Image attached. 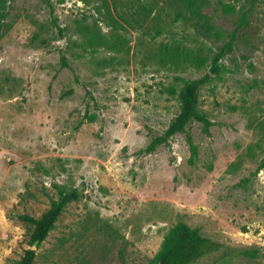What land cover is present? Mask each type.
I'll use <instances>...</instances> for the list:
<instances>
[{
	"label": "rangeland",
	"instance_id": "374dc122",
	"mask_svg": "<svg viewBox=\"0 0 264 264\" xmlns=\"http://www.w3.org/2000/svg\"><path fill=\"white\" fill-rule=\"evenodd\" d=\"M202 15L175 0H7L0 264L34 247L18 215L41 217L57 186L82 197L36 264H151L180 221L220 245L196 264H264V0H208ZM162 45L207 65H163ZM207 74L209 124L147 151L180 112L179 79Z\"/></svg>",
	"mask_w": 264,
	"mask_h": 264
},
{
	"label": "trees",
	"instance_id": "16d2710c",
	"mask_svg": "<svg viewBox=\"0 0 264 264\" xmlns=\"http://www.w3.org/2000/svg\"><path fill=\"white\" fill-rule=\"evenodd\" d=\"M182 3L191 13L193 18L202 19V11L208 0H175ZM7 0H0V14L5 10ZM143 12L149 14L148 8L144 7ZM4 26L0 22V40L2 39ZM212 31L211 26H207ZM97 39L94 43L97 44ZM231 46H228V50ZM226 54V49L213 57L211 72L219 74L221 71L220 61ZM160 63L170 66H189L202 68L207 65V58L203 57L198 51L184 49L178 45H162L158 51ZM63 66L67 67L66 59H62ZM181 88L174 91L180 104V112L172 121L164 135L152 142L147 151H155L163 144L169 142L179 134H186L188 127L199 122L209 124L207 114L201 110L200 93L202 88L211 83L212 75L207 74L201 79L186 80L179 79ZM188 140L193 149V156L198 155V150L190 136ZM58 199L53 200L50 208L39 218L27 214L18 215V219L29 228L31 246L40 247L49 237L50 233L56 228L60 218L65 213L68 206L73 202L81 200L82 195L77 190H67L65 187L57 186ZM220 245L213 239L204 236L200 228H194L187 223L178 222L164 238L159 252L152 259L151 264H196L201 258L216 251ZM37 253L32 249L25 251V254L15 264H36Z\"/></svg>",
	"mask_w": 264,
	"mask_h": 264
},
{
	"label": "water",
	"instance_id": "95a60500",
	"mask_svg": "<svg viewBox=\"0 0 264 264\" xmlns=\"http://www.w3.org/2000/svg\"><path fill=\"white\" fill-rule=\"evenodd\" d=\"M32 250L36 251L37 250V246L35 245Z\"/></svg>",
	"mask_w": 264,
	"mask_h": 264
}]
</instances>
